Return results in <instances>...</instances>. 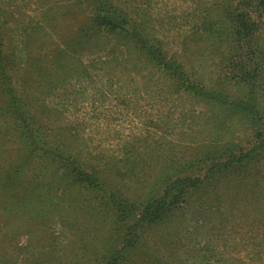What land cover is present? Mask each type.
Returning <instances> with one entry per match:
<instances>
[{"label": "rangeland", "instance_id": "374dc122", "mask_svg": "<svg viewBox=\"0 0 264 264\" xmlns=\"http://www.w3.org/2000/svg\"><path fill=\"white\" fill-rule=\"evenodd\" d=\"M113 1L144 46L89 30L91 0H0L12 86L39 114L48 146L103 184L73 182L58 161L39 156L14 173L22 142L15 121L0 116V182L11 176L0 186V264H106L110 256L120 264H264V159L251 178L224 179L218 193L197 192L156 223L121 217L110 199L144 202L173 177H202L226 148L249 150L264 135L263 120L231 105L250 92L240 69L264 64V8L256 0ZM242 20L253 39L235 49ZM156 48L183 65L188 81L148 57ZM259 78L252 95L264 114V68ZM5 98L0 81V107Z\"/></svg>", "mask_w": 264, "mask_h": 264}, {"label": "trees", "instance_id": "16d2710c", "mask_svg": "<svg viewBox=\"0 0 264 264\" xmlns=\"http://www.w3.org/2000/svg\"><path fill=\"white\" fill-rule=\"evenodd\" d=\"M95 5V13L91 24L93 27H89V30L106 29L109 32L115 33L117 36H123L125 38H134L137 40V44H141V30L138 29L136 23H130L125 14L113 0H91ZM259 7L264 8V0H256ZM253 27L246 21H240L239 25L233 26V34L235 37V49L244 48V43L251 44L253 39ZM120 34V35H118ZM89 35H85L84 39ZM140 36V37H139ZM145 48V47H144ZM148 52V50H147ZM250 53V52H249ZM150 59L157 61L160 67L164 68L173 76L178 77L180 82L188 81L184 72L183 65L179 64L173 58H168L163 54L161 48L152 49L148 52ZM10 62V63H9ZM14 61L10 60L7 55L4 54L3 44L0 39V81L2 83V92L4 93L5 101L0 107V116L11 118L15 121L19 139L22 142L23 155L15 162L14 173H20L28 164L29 160L34 157L49 158L58 161L64 168L63 171L72 179L73 182L82 184L85 187H102L99 178L93 172H88L78 163L77 160L70 159L63 156V154L57 153L55 149L49 147V141L46 138L47 135L43 134V124L41 118L37 112H33L29 108V104L23 102L17 91L12 86V76L9 74L13 66ZM11 64V66H10ZM242 67V66H241ZM264 68V64L257 60L250 68L246 66L240 69L242 80L249 91L248 99H244L239 103L231 104L234 108L245 110L247 114L253 117V121L256 118L259 121L263 120L264 114L255 109L256 98L253 94L256 86L261 85L259 79V72ZM247 69V70H245ZM245 70V71H244ZM239 73V72H238ZM260 81V82H259ZM183 87L190 90L188 86L183 83ZM198 91V88L194 87ZM201 89V88H200ZM199 89V90H200ZM252 90V91H251ZM198 94L206 95L203 91L196 92ZM206 93H212L208 91ZM221 96V94H219ZM210 100L217 101L216 98L210 97ZM262 114V115H261ZM256 142H253L252 148L249 150H237L229 149L223 156L218 157L216 162L209 165L207 172L202 177L189 176V175H177L170 179L166 184L161 194L152 196L144 202L139 204L125 201L122 197L110 195V199L113 204L122 210L121 217L134 213L135 223L138 225L156 223L165 220L172 210L181 206L182 203L192 198L197 192L206 190V188L212 187L213 191L218 193L219 184L224 179H246L254 175L253 169L257 171L256 164L260 159H264V135L259 130L257 134ZM223 157V159H222ZM256 168V169H255ZM11 178L9 176L5 179L1 178L0 186L4 189L7 188V181ZM14 182V181H13ZM12 185V184H11ZM129 213V214H128ZM127 217V216H126ZM130 240V239H129ZM128 240V241H129ZM126 248H122L119 252L121 258L125 253ZM121 259L116 256H110V259L106 264H120Z\"/></svg>", "mask_w": 264, "mask_h": 264}]
</instances>
